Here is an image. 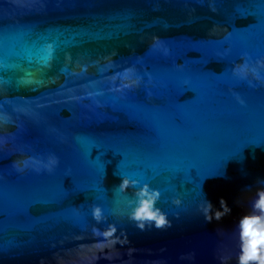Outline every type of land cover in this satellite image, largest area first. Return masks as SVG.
<instances>
[{"label":"water","instance_id":"obj_1","mask_svg":"<svg viewBox=\"0 0 264 264\" xmlns=\"http://www.w3.org/2000/svg\"><path fill=\"white\" fill-rule=\"evenodd\" d=\"M257 61L264 0H0V264H237L264 187ZM144 183L170 227L129 219Z\"/></svg>","mask_w":264,"mask_h":264},{"label":"clouds","instance_id":"obj_2","mask_svg":"<svg viewBox=\"0 0 264 264\" xmlns=\"http://www.w3.org/2000/svg\"><path fill=\"white\" fill-rule=\"evenodd\" d=\"M257 64L264 67V62L257 61ZM248 71H251L256 79H260L257 68L251 67L247 63L239 64L234 68V74L240 77H246ZM237 100L243 104L244 101L237 95ZM58 164V158L50 156L47 164L44 167L51 172L53 167ZM39 171V169H37ZM264 184V180L259 181ZM139 184L138 180L130 179L123 176L121 183L117 189L123 193L130 187H136ZM161 193L158 189H153L149 184L144 183L135 192V207L132 208L129 219L136 222L137 227L143 231L146 224H154L157 229L170 227L171 223L167 215L156 206L160 199ZM131 203V201L129 202ZM180 204V200L174 201ZM250 211L241 216L237 224V232L239 237V253L237 255V264H264V187L256 190L255 197L251 199ZM207 222L213 220L220 221L224 216L231 213V208L227 202L221 198L220 208L215 209L210 201L204 199L200 207ZM92 216L99 223L104 219L103 210L98 205H93ZM99 233V229H94ZM116 232L115 225H109L108 228L100 233L105 237L114 235ZM194 254L190 253L182 256L181 259H193Z\"/></svg>","mask_w":264,"mask_h":264},{"label":"snow or ice","instance_id":"obj_3","mask_svg":"<svg viewBox=\"0 0 264 264\" xmlns=\"http://www.w3.org/2000/svg\"><path fill=\"white\" fill-rule=\"evenodd\" d=\"M243 64H244V63H243ZM250 68H251V66L249 65V69H250ZM248 75H253V74H252V72H251V71H248V74H247V76H248Z\"/></svg>","mask_w":264,"mask_h":264}]
</instances>
